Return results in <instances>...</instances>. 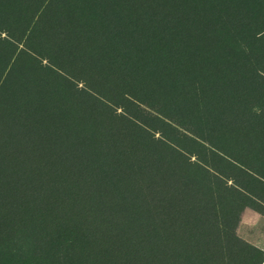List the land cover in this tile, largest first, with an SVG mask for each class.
<instances>
[{
  "label": "rangeland",
  "instance_id": "obj_1",
  "mask_svg": "<svg viewBox=\"0 0 264 264\" xmlns=\"http://www.w3.org/2000/svg\"><path fill=\"white\" fill-rule=\"evenodd\" d=\"M44 3L57 30L21 44ZM220 16L208 0H0V52L21 55L0 90V192L59 164L64 212L108 264H264V38Z\"/></svg>",
  "mask_w": 264,
  "mask_h": 264
},
{
  "label": "trees",
  "instance_id": "obj_2",
  "mask_svg": "<svg viewBox=\"0 0 264 264\" xmlns=\"http://www.w3.org/2000/svg\"><path fill=\"white\" fill-rule=\"evenodd\" d=\"M208 4L219 10L221 20H236L250 30H256L254 27L259 28L256 32V40L264 38V24H262L264 19H260L263 18L260 15L264 11V0H208ZM44 6L45 3L30 16L24 31L19 30L22 33L21 44L26 41V38L40 34L41 29L46 31L45 34H48L49 30H57V25L52 24L51 21H49L50 25H44L45 20H42V17L45 15L41 13ZM259 8H262L261 11H258ZM20 41L17 44L20 45ZM63 46L61 44L62 49ZM58 48L60 47L53 51V56L46 58L52 62L55 60V55L57 57L59 55L62 61L61 63L57 61V70L47 67L53 75V81L50 80L47 84V89L51 91L57 89L55 85L59 79L64 83L66 77L65 63L68 57L64 50L62 54H59ZM17 50L20 52L21 49ZM128 53H131L130 50ZM112 56L113 54L110 55ZM20 58L21 55L18 53L7 57L2 51L0 52V90L4 89L7 78L18 77L19 73L17 74L13 69L20 66L18 61ZM37 63L41 65L40 62L37 61ZM115 63L124 67L128 65L127 60L123 58L115 59ZM53 105L56 104L53 103ZM176 126L182 127L178 123ZM196 138L217 152L235 160L234 157L223 153L221 149L201 136L196 135ZM60 139L61 149L73 150L78 145L79 138L78 133H75L74 137L62 135ZM125 151L127 152V149ZM154 159L156 162L152 163H160L156 157ZM235 161L240 163L239 160ZM56 167L57 172L45 173L43 176V179H52L51 183L33 184L29 187L28 194H23L24 196L19 187L14 188L12 192L5 190L0 192V260L6 259L12 264H108L110 249L105 245L98 246L100 238L98 239L93 228L65 214L64 211L71 209L72 206L66 195L70 194L73 188L64 183L63 167L59 164Z\"/></svg>",
  "mask_w": 264,
  "mask_h": 264
}]
</instances>
